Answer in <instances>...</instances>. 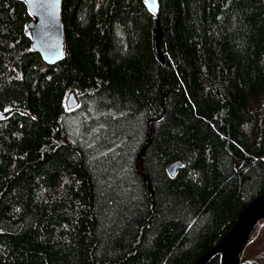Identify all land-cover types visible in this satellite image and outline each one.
I'll use <instances>...</instances> for the list:
<instances>
[{"label":"trees","instance_id":"1","mask_svg":"<svg viewBox=\"0 0 264 264\" xmlns=\"http://www.w3.org/2000/svg\"><path fill=\"white\" fill-rule=\"evenodd\" d=\"M31 20L0 0V264L197 263L264 194V0H63L55 64Z\"/></svg>","mask_w":264,"mask_h":264},{"label":"water","instance_id":"2","mask_svg":"<svg viewBox=\"0 0 264 264\" xmlns=\"http://www.w3.org/2000/svg\"><path fill=\"white\" fill-rule=\"evenodd\" d=\"M27 4L30 14L32 16L31 22L28 27L31 31L33 39L34 50L40 52L45 61L50 64H55L62 61L65 57L66 39H65V26L63 21V0H24ZM148 5L151 12L157 16L160 14V0H144ZM156 50L158 58L163 63L164 48H163V31L159 26L156 34ZM68 105L70 108H75L78 105V99L75 93H71ZM14 113V110L2 112L0 111V121L6 120ZM182 165L181 161L175 162L170 167L171 174H175L177 168ZM264 194L256 198L260 200ZM254 200L250 203L252 204ZM246 209L240 214L237 221L226 236L217 244L212 250L206 253L195 264H207L212 258L217 255L222 256V264H241L243 253L251 241L252 235L259 223L264 221V209L250 219L244 228H241L242 237L236 245L228 248V255L226 256V249L223 246L228 244V239L235 230L240 218L246 213ZM228 237V238H227ZM230 246V245H229Z\"/></svg>","mask_w":264,"mask_h":264},{"label":"rangeland","instance_id":"3","mask_svg":"<svg viewBox=\"0 0 264 264\" xmlns=\"http://www.w3.org/2000/svg\"><path fill=\"white\" fill-rule=\"evenodd\" d=\"M252 236L253 240L246 247L242 261L247 259L254 264H264V221L258 224Z\"/></svg>","mask_w":264,"mask_h":264},{"label":"bare ground","instance_id":"4","mask_svg":"<svg viewBox=\"0 0 264 264\" xmlns=\"http://www.w3.org/2000/svg\"><path fill=\"white\" fill-rule=\"evenodd\" d=\"M264 209V197L260 200H254L252 204H250V207L247 209L246 213L240 218L235 230L231 233L232 235L229 237L228 244H225L226 246H223L226 249V256L228 255L229 251L228 248L232 245H236L237 242L241 239L242 232L241 228H244V225L250 221V219H253L258 212L262 211ZM228 238V237H227ZM230 245V246H229Z\"/></svg>","mask_w":264,"mask_h":264}]
</instances>
